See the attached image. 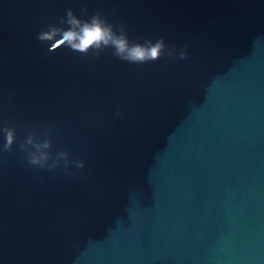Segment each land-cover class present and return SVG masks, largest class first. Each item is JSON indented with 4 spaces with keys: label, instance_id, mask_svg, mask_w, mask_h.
Instances as JSON below:
<instances>
[{
    "label": "water",
    "instance_id": "1",
    "mask_svg": "<svg viewBox=\"0 0 264 264\" xmlns=\"http://www.w3.org/2000/svg\"><path fill=\"white\" fill-rule=\"evenodd\" d=\"M68 8L188 58L48 51ZM3 126L0 264H264V0H0ZM29 127L84 169L31 167Z\"/></svg>",
    "mask_w": 264,
    "mask_h": 264
},
{
    "label": "clouds",
    "instance_id": "2",
    "mask_svg": "<svg viewBox=\"0 0 264 264\" xmlns=\"http://www.w3.org/2000/svg\"><path fill=\"white\" fill-rule=\"evenodd\" d=\"M86 11V9H82ZM66 26V27H65ZM41 42H51L48 51L66 47L73 52L88 56L91 52L98 57L105 49H112V54L122 61L132 64H143L161 59L162 57L188 58L186 46L166 43L161 36L155 42L137 36L130 40L126 26L113 24L100 11L95 12L88 19L78 17L68 8L65 16L57 23L47 25L36 37ZM143 40V43L140 41ZM119 112L116 113L118 117ZM3 134V143H0V154L11 153L17 143V130L15 127H0ZM54 132L51 128L38 135L34 128L29 127L24 138L19 142V150L25 153L27 163L40 170L55 171L62 169L65 175H72L71 168L74 165L78 169H84L82 160L72 159L68 151H52Z\"/></svg>",
    "mask_w": 264,
    "mask_h": 264
}]
</instances>
